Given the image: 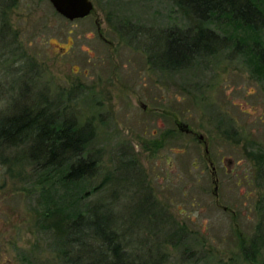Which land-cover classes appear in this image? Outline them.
Masks as SVG:
<instances>
[{"label": "rangeland", "instance_id": "374dc122", "mask_svg": "<svg viewBox=\"0 0 264 264\" xmlns=\"http://www.w3.org/2000/svg\"><path fill=\"white\" fill-rule=\"evenodd\" d=\"M4 2L0 117L28 106L72 123L98 168L43 184L25 146L0 143V264H67L44 219L61 199L104 204L138 264H264L262 243L247 256L264 233V32L200 23L176 0H92L72 22L49 0ZM197 28L220 35L213 52L166 64L169 35Z\"/></svg>", "mask_w": 264, "mask_h": 264}, {"label": "trees", "instance_id": "16d2710c", "mask_svg": "<svg viewBox=\"0 0 264 264\" xmlns=\"http://www.w3.org/2000/svg\"><path fill=\"white\" fill-rule=\"evenodd\" d=\"M176 1L200 23L223 19L237 23L253 34L264 32V0ZM0 5L9 9L4 0H0ZM2 15L0 23H5V10ZM192 31L169 35L163 55L166 64L173 68L183 67L193 58L213 52L220 42V35L209 28ZM254 57L264 67V50L257 51ZM257 72L261 74L260 70ZM88 141V134H83L72 123L64 121L57 126L45 109L23 106L11 116L0 117V143L7 148L25 146L34 164V172L41 177L43 184L53 180L69 189L72 184L93 178L98 163L96 159L84 156ZM94 190L97 193V187ZM64 203L65 199L52 202L44 215V226L53 229L58 241L70 251V257L65 255L67 264H81L82 260H86V264H138L130 258L104 204L87 203L82 207L80 204L77 208V202L72 207ZM261 243L264 244V233L260 232L252 239L250 250L247 249V256L252 261Z\"/></svg>", "mask_w": 264, "mask_h": 264}, {"label": "water", "instance_id": "95a60500", "mask_svg": "<svg viewBox=\"0 0 264 264\" xmlns=\"http://www.w3.org/2000/svg\"><path fill=\"white\" fill-rule=\"evenodd\" d=\"M55 11L69 21L88 17L94 5L92 0H49ZM203 139V136H201Z\"/></svg>", "mask_w": 264, "mask_h": 264}, {"label": "flooded vegetation", "instance_id": "af4514ba", "mask_svg": "<svg viewBox=\"0 0 264 264\" xmlns=\"http://www.w3.org/2000/svg\"><path fill=\"white\" fill-rule=\"evenodd\" d=\"M68 21H69V20H68ZM71 22H72V21H71ZM96 23H97V22H96ZM180 128H181V125H180ZM182 128L185 129V130L187 131L186 133H188V134L192 133L191 131H189V129H188V127H187L186 125H183ZM199 140L202 141V142L204 141V140L201 138V136L199 137Z\"/></svg>", "mask_w": 264, "mask_h": 264}]
</instances>
